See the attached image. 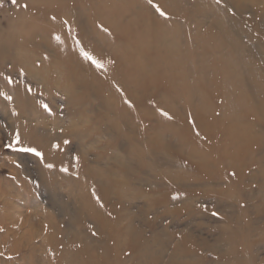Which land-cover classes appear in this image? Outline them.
I'll use <instances>...</instances> for the list:
<instances>
[{
  "label": "rangeland",
  "instance_id": "374dc122",
  "mask_svg": "<svg viewBox=\"0 0 264 264\" xmlns=\"http://www.w3.org/2000/svg\"><path fill=\"white\" fill-rule=\"evenodd\" d=\"M263 149L264 0H0V264H264Z\"/></svg>",
  "mask_w": 264,
  "mask_h": 264
},
{
  "label": "snow or ice",
  "instance_id": "6c2138e0",
  "mask_svg": "<svg viewBox=\"0 0 264 264\" xmlns=\"http://www.w3.org/2000/svg\"><path fill=\"white\" fill-rule=\"evenodd\" d=\"M13 2H15V0H13ZM149 2L151 3V0H149ZM157 11H160L159 10V8H157ZM160 14L161 15H165V13L164 12H160ZM85 55V58L86 59H89V60H92V62L97 66V67H100L101 65L97 62V61H95L91 56H88L86 53L84 54ZM9 82H11V81H9ZM10 98V97H9ZM45 108H47V106L45 105ZM164 115H167V113H164ZM65 143H68V141H65ZM21 151H25V152H32V153H34L36 156H41L42 154L41 153H39L38 151H36L35 149H33V148H25V149H20ZM48 167H51L52 165H47ZM233 175H234V173H233ZM173 198H175V197H173ZM213 215H216V213H213ZM93 234H95V233H93Z\"/></svg>",
  "mask_w": 264,
  "mask_h": 264
},
{
  "label": "bare ground",
  "instance_id": "6f19581e",
  "mask_svg": "<svg viewBox=\"0 0 264 264\" xmlns=\"http://www.w3.org/2000/svg\"><path fill=\"white\" fill-rule=\"evenodd\" d=\"M236 126L237 125H234V128L232 129L233 133L230 135V141H232V142L236 141V143H238V141L240 142L242 140L241 136L243 135V133L240 132V130H242L241 128H243V127L240 128L239 126H237V127Z\"/></svg>",
  "mask_w": 264,
  "mask_h": 264
}]
</instances>
